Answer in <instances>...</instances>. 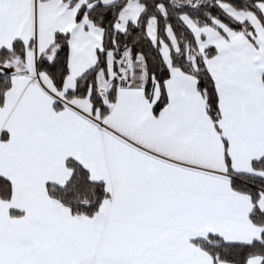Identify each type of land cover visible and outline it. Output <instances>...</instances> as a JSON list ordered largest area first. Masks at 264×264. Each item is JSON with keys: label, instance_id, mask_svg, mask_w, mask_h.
<instances>
[{"label": "snow or ice", "instance_id": "obj_1", "mask_svg": "<svg viewBox=\"0 0 264 264\" xmlns=\"http://www.w3.org/2000/svg\"><path fill=\"white\" fill-rule=\"evenodd\" d=\"M0 264H264V0H0Z\"/></svg>", "mask_w": 264, "mask_h": 264}]
</instances>
